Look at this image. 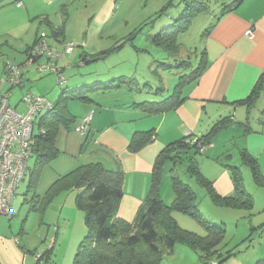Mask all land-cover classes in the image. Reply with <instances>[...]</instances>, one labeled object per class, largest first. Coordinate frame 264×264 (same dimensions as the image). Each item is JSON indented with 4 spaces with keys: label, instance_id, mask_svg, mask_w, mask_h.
I'll list each match as a JSON object with an SVG mask.
<instances>
[{
    "label": "rangeland",
    "instance_id": "rangeland-1",
    "mask_svg": "<svg viewBox=\"0 0 264 264\" xmlns=\"http://www.w3.org/2000/svg\"><path fill=\"white\" fill-rule=\"evenodd\" d=\"M8 1L0 4V93L7 92L10 106L20 113L27 111L22 101L27 92L54 103L63 91H81L84 86L95 83L118 86L84 89L92 101L67 100L63 111L69 114L68 102H77L71 109L80 114L87 102L100 109L133 100L163 98L173 91L178 75L188 71L179 63L181 59L189 61L190 68L196 67L199 52L203 49L204 31L218 13L214 8L197 15L188 29L180 34L177 50L170 52L155 46L151 36L177 17L182 6L179 2L168 6L160 17L155 18L168 0H20V6ZM59 26H62L60 33H55ZM42 33L59 53L64 52L66 45H73L72 51L64 54L65 58L57 60L58 66L63 68L64 82H58L55 73L38 70V63L43 62L44 57L41 61L27 63L28 46ZM82 56L90 61L85 63ZM160 62L170 63L172 67L166 68ZM7 63L19 67L21 85L2 82ZM121 77L124 82L119 83ZM263 95L261 93V99ZM262 110L264 100L252 108L248 119L241 110L235 113L232 121L224 122L223 128L213 135L211 148H214L206 147L204 153L196 155L197 166L206 178L217 174L223 162L239 166L243 187L251 196V206L216 204L206 188L186 172V163L176 169L179 177L195 191L196 204L202 215L225 228L219 249L229 256L221 264H257L258 261L264 264V182L254 179L250 166L242 163L240 155V149L247 144L244 130L250 126V130L261 131L264 127L259 122L261 117L264 118ZM44 112L35 117L36 133ZM76 124L77 121L61 122V129L55 137L61 151L56 147L55 157L36 163L37 153H32L27 160L24 178L16 189L13 215L10 218L0 215L1 225H4L3 220L7 227L14 221L12 228L17 234L23 225L24 240H30V248H37L40 254L47 250L44 253L46 259L43 257L42 260L48 264H72L76 249L86 234L83 213L74 202L77 189H62L45 201L47 191L60 176L56 170L67 165L69 168L71 159L79 164L90 160L85 159L84 150L80 151L81 145L85 144L84 133L75 130ZM64 134L70 135L71 143H78L77 148L70 144L63 147ZM255 155L264 175V152ZM167 169L168 165L165 166L160 193L163 201L169 204L173 195ZM173 215L180 227L198 235L205 234V229L188 214L175 212ZM217 259L216 256L200 259L193 250L178 244L173 252H164L157 264H215Z\"/></svg>",
    "mask_w": 264,
    "mask_h": 264
},
{
    "label": "trees",
    "instance_id": "trees-1",
    "mask_svg": "<svg viewBox=\"0 0 264 264\" xmlns=\"http://www.w3.org/2000/svg\"><path fill=\"white\" fill-rule=\"evenodd\" d=\"M6 1L8 0H0V4ZM18 1L20 0H9L7 3ZM242 1L168 0L159 9L155 18L160 17L168 6H175L178 2L182 5L181 9L170 24L151 36V42L162 50H170V52L177 50L180 45L179 36L188 29L192 20L199 14L211 12L217 8L218 13L215 15L214 22L204 31V39L211 32L217 20L226 12L235 9ZM61 27L55 29V33H60ZM82 57V61L86 59L85 56ZM179 63L188 71L178 75V82L171 93L158 100H133L117 106L139 107L148 113H161L177 107L183 100L181 92L184 85L196 80L204 71L206 52L204 49L199 52L198 62L194 68H190L189 61L181 59ZM159 64L166 68L172 67L166 62ZM60 68L63 72V68L61 66ZM64 81L65 78L63 81L58 80V82ZM122 82L124 80L121 77L119 83ZM143 85L148 86V84ZM115 86L118 85L95 83L89 87L84 86V89L88 91V89L97 90ZM84 89L63 91L52 103L50 109L42 110L45 112L40 116L38 123L40 127L33 147V152L37 153L36 163H43L57 155L55 137L61 122L68 123L75 120L74 116L63 111L67 100L92 101V98L83 92ZM263 91L264 72L251 93L240 103L248 107L252 106ZM228 118L223 117L217 120L205 134L195 139L190 136L181 137L159 151L153 163L149 190L131 221L117 216L119 203L123 196V171L120 167L106 168L100 162L88 161L60 175L47 191L45 201L62 189H77L74 202L82 211L86 226V234L76 249L72 264H157L164 252H173L178 244L193 250L200 259L216 256L218 259L215 264L225 261L229 255L222 254L219 249L225 228L211 223L202 215L196 204L195 191L179 177L176 169L178 165L186 163V172L206 188L208 195L216 204L251 206V196L243 187L239 166L222 163L231 175L235 197L220 195L215 190L212 180L206 178L197 166L196 155L204 153L206 147L212 143L213 135L223 128L224 122L230 121ZM152 139L153 134L150 131L136 132L131 137L128 149L131 152H137ZM240 155L242 163L250 166L254 179L264 182V175L259 170L256 158L245 147L240 149ZM166 165H168L167 171L170 175L173 195V200L169 204L163 201L160 193V184ZM175 212L185 213L194 218L205 229V234L198 235L180 227L173 215ZM43 256L44 253L40 254L41 259ZM261 262L258 261L257 264Z\"/></svg>",
    "mask_w": 264,
    "mask_h": 264
},
{
    "label": "crops",
    "instance_id": "crops-1",
    "mask_svg": "<svg viewBox=\"0 0 264 264\" xmlns=\"http://www.w3.org/2000/svg\"><path fill=\"white\" fill-rule=\"evenodd\" d=\"M203 49L206 52V67L196 80L184 85L181 92L183 100L173 109L148 113L139 107H120L117 104L97 109L87 102L83 104V112L76 114L71 106L75 107L77 102L67 104L69 115L75 117L74 122L91 114L84 133L85 144L80 148L87 154L85 159L100 162L106 168L120 167L123 171V196L117 211L120 218L131 221L135 217L149 190L154 160L164 146L185 136L195 139L223 117L232 121L240 110L248 119L252 108L264 100L260 94L250 107L240 103L251 93L264 72V0H243L235 9L223 14L203 39ZM259 122L264 124V118L261 117ZM60 129L61 126L58 132ZM250 129L248 126L244 130L247 138L245 148L257 157L264 152V127L261 131ZM146 131L153 134V139L137 152H131L128 145L132 135ZM64 136L61 142L64 148L69 144L77 148L78 143H71L69 134ZM55 145L61 148L57 140ZM211 146L208 145L207 149L214 148ZM69 163V168L68 165L63 166L56 173L66 174L79 165L73 159ZM208 178L220 195L235 197L227 169L222 167ZM12 222L8 227L4 220V225L0 224V264L35 263L36 255L40 254L38 249L30 248L31 241L24 240L23 225L17 234ZM230 260L233 262V259Z\"/></svg>",
    "mask_w": 264,
    "mask_h": 264
},
{
    "label": "built area",
    "instance_id": "built-area-1",
    "mask_svg": "<svg viewBox=\"0 0 264 264\" xmlns=\"http://www.w3.org/2000/svg\"><path fill=\"white\" fill-rule=\"evenodd\" d=\"M17 6L21 2H16ZM46 35L36 37L34 43L28 49V61L30 64L43 57L45 60L38 63L40 72L55 73L57 80L63 81L64 75L57 60L64 57L73 49L72 44L65 46L64 52L59 53L45 40ZM41 61V60H40ZM18 66L7 63L5 65V78L2 82H8L11 86L21 85L22 77ZM23 102L27 106L25 113H20L9 104L8 93H0V214L12 216V203L16 195V189L24 178L27 160L33 153L36 140L34 131L35 117L42 110H48L52 103L45 97L27 92L23 96ZM91 114L84 116L77 122L75 130L85 133L88 128ZM33 264H46L36 255Z\"/></svg>",
    "mask_w": 264,
    "mask_h": 264
},
{
    "label": "water",
    "instance_id": "water-1",
    "mask_svg": "<svg viewBox=\"0 0 264 264\" xmlns=\"http://www.w3.org/2000/svg\"><path fill=\"white\" fill-rule=\"evenodd\" d=\"M85 63L89 62L90 60H83Z\"/></svg>",
    "mask_w": 264,
    "mask_h": 264
}]
</instances>
